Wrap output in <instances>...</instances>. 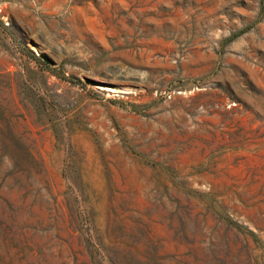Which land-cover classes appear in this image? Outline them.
Returning <instances> with one entry per match:
<instances>
[{"label": "rangeland", "instance_id": "rangeland-1", "mask_svg": "<svg viewBox=\"0 0 264 264\" xmlns=\"http://www.w3.org/2000/svg\"><path fill=\"white\" fill-rule=\"evenodd\" d=\"M0 264H264V0H0Z\"/></svg>", "mask_w": 264, "mask_h": 264}, {"label": "water", "instance_id": "water-1", "mask_svg": "<svg viewBox=\"0 0 264 264\" xmlns=\"http://www.w3.org/2000/svg\"><path fill=\"white\" fill-rule=\"evenodd\" d=\"M43 57H44V59H46L47 61H49V59L46 56L43 55ZM86 82L91 83V84H94V85H102V82L101 81H97V80H94V79H91V78H87L86 79Z\"/></svg>", "mask_w": 264, "mask_h": 264}, {"label": "trees", "instance_id": "trees-1", "mask_svg": "<svg viewBox=\"0 0 264 264\" xmlns=\"http://www.w3.org/2000/svg\"><path fill=\"white\" fill-rule=\"evenodd\" d=\"M242 32V31H241ZM233 35H236V34H233Z\"/></svg>", "mask_w": 264, "mask_h": 264}]
</instances>
